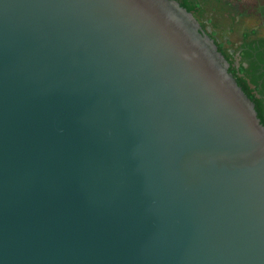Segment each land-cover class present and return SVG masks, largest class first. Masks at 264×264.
<instances>
[{
	"label": "water",
	"instance_id": "water-1",
	"mask_svg": "<svg viewBox=\"0 0 264 264\" xmlns=\"http://www.w3.org/2000/svg\"><path fill=\"white\" fill-rule=\"evenodd\" d=\"M178 0H0V264H264V124Z\"/></svg>",
	"mask_w": 264,
	"mask_h": 264
},
{
	"label": "flooded vegetation",
	"instance_id": "flooded-vegetation-1",
	"mask_svg": "<svg viewBox=\"0 0 264 264\" xmlns=\"http://www.w3.org/2000/svg\"><path fill=\"white\" fill-rule=\"evenodd\" d=\"M187 1L204 8V6H200V0ZM200 19L204 32L218 41L214 36L212 27L206 25V19L203 15ZM221 46L229 57L231 68L245 82L264 122V16L258 25L244 33L238 44L231 48Z\"/></svg>",
	"mask_w": 264,
	"mask_h": 264
},
{
	"label": "rangeland",
	"instance_id": "rangeland-1",
	"mask_svg": "<svg viewBox=\"0 0 264 264\" xmlns=\"http://www.w3.org/2000/svg\"><path fill=\"white\" fill-rule=\"evenodd\" d=\"M206 25L212 27L219 43L231 48L244 33L261 22L264 0H200Z\"/></svg>",
	"mask_w": 264,
	"mask_h": 264
},
{
	"label": "trees",
	"instance_id": "trees-1",
	"mask_svg": "<svg viewBox=\"0 0 264 264\" xmlns=\"http://www.w3.org/2000/svg\"><path fill=\"white\" fill-rule=\"evenodd\" d=\"M178 1L181 2V0H178ZM181 3H182V5L185 6L190 12H192V13L196 16V18L199 20V22L202 24V21H201V19H200V18H201L200 14L202 13V8H200L198 5L191 4V3L188 2L187 0H183V2H181ZM216 42H217V44H218V46H219L220 51H221V52L226 56V58L228 59L229 57H228V55L225 53V51L223 50L221 44H220L218 41H216ZM230 70H231V72H233V74H234L235 77L237 78L239 84L243 87V89L246 91V93L249 95V97L254 101V98L250 95V93H249V91H248V89H247V87H246V85H245V82L241 80V78L236 74V71H235L233 68H230ZM256 108H257V111L259 112V116H260V118H262V117H261V113H260L258 107H256ZM262 122H263V120H262ZM263 124H264V122H263Z\"/></svg>",
	"mask_w": 264,
	"mask_h": 264
}]
</instances>
